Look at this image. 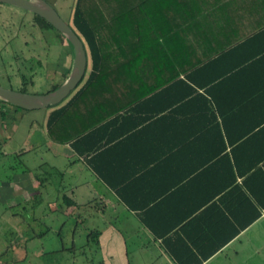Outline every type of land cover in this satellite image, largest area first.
<instances>
[{
	"label": "crops",
	"instance_id": "crops-1",
	"mask_svg": "<svg viewBox=\"0 0 264 264\" xmlns=\"http://www.w3.org/2000/svg\"><path fill=\"white\" fill-rule=\"evenodd\" d=\"M136 8L125 25L137 21L142 37L157 35L149 26L167 27L172 75L186 85L172 81V107L163 111L169 100L138 97L146 88L139 83L120 85L131 99L89 100L88 155L45 130L42 166L22 161L28 151L16 146L22 168L0 179V220L14 234L0 242V264L28 257L32 244L17 246L22 222L26 247L40 241L37 261L83 251L87 264H264V166H249L264 160V0H148ZM52 40L63 49L62 78L72 52ZM186 86L193 92L183 94ZM2 127L0 139L14 136L16 124ZM221 151L233 166H202Z\"/></svg>",
	"mask_w": 264,
	"mask_h": 264
},
{
	"label": "trees",
	"instance_id": "trees-1",
	"mask_svg": "<svg viewBox=\"0 0 264 264\" xmlns=\"http://www.w3.org/2000/svg\"><path fill=\"white\" fill-rule=\"evenodd\" d=\"M148 0H75L72 7L70 28L82 42L86 55V68L79 87L60 104L50 106L44 130L49 139L55 143H70L71 147L80 154L88 155L89 120L88 101L91 99H131V92L120 89L122 84H144L145 89L138 91V97L148 99L159 96L162 100H169L162 105V111L172 105V81L186 85L185 81L175 80L172 75V66H177L172 57V43L167 37V27L149 29L157 34L155 37H142L145 28L138 25L137 21L125 25L127 14L137 15L138 5H143ZM128 9L129 11H124ZM39 29L54 30L59 40L70 44L45 20L34 15ZM142 35V36H141ZM174 63V64H173ZM58 86H53V91ZM183 94L193 92L190 86ZM18 91L27 92L24 88ZM128 93V94H126ZM122 94V96H121ZM184 96V95H183ZM167 98V99H165ZM6 103L0 101V107ZM172 107V106H170ZM104 116V115H103ZM5 114L0 110V123L3 124ZM216 129V126H215ZM231 161L233 155H230ZM229 162V155L221 152L210 154L202 166H220ZM264 166V160L259 159L249 166ZM258 213H255V217ZM253 218H251L252 220ZM250 221V220H249ZM243 227V226H241ZM168 252L172 255V248L164 236Z\"/></svg>",
	"mask_w": 264,
	"mask_h": 264
},
{
	"label": "rangeland",
	"instance_id": "rangeland-1",
	"mask_svg": "<svg viewBox=\"0 0 264 264\" xmlns=\"http://www.w3.org/2000/svg\"><path fill=\"white\" fill-rule=\"evenodd\" d=\"M58 13L63 21L71 25L72 7L75 0H45ZM37 21V20H36ZM34 21L33 14L10 6L0 4V85L6 88L18 90L24 88L28 93L44 94L51 90L53 86H59L64 77L61 78L58 72L61 70L64 61L63 49L60 44L52 40L57 33L50 29L42 31L39 29L37 22ZM48 34L50 37H48ZM81 83L77 85L79 87ZM76 87V88H77ZM74 90L70 93L72 95ZM69 95V96H70ZM5 114L3 125L16 124V132L12 138L5 136L0 139V179H5L12 175L13 171L21 169L22 163L18 158L13 156L14 150H27L29 155L22 157V161H28L30 166H42L41 157L46 159L44 151L45 137L44 122L51 111V108L24 111L12 105L6 104L0 107ZM3 128V127H2ZM7 129L0 130L1 133ZM6 135V134H5ZM3 135H1L2 137ZM0 137V138H1ZM17 146V147H16ZM24 159V160H23ZM59 163L58 160H53ZM50 163V162H47ZM12 167V168H11ZM34 171V170H33ZM37 172V171H36ZM4 205L0 206V213L3 212ZM17 217H24V212H17ZM2 214V213H1ZM8 216L7 212L6 215ZM10 217V216H9ZM20 222V219L18 220ZM23 220H21L22 222ZM8 222H13L8 218ZM7 223L0 220V242L10 244L13 232H9ZM21 238H25V223L19 227ZM29 237V236H28ZM21 240L17 246L29 249L26 251L28 257L23 264H37L36 256H31L37 251V239L33 238L32 242L26 247L25 240ZM53 238L50 236L49 246L51 247ZM42 242V241H41ZM22 243V244H21ZM69 252H50L48 257L41 260V264H87L79 259L83 251ZM85 253H88L85 251ZM10 264V263H9Z\"/></svg>",
	"mask_w": 264,
	"mask_h": 264
},
{
	"label": "water",
	"instance_id": "water-1",
	"mask_svg": "<svg viewBox=\"0 0 264 264\" xmlns=\"http://www.w3.org/2000/svg\"><path fill=\"white\" fill-rule=\"evenodd\" d=\"M0 4L13 6L42 18L64 37L73 51L70 71L55 90L44 94H32L0 85V101L24 111L46 109L60 104L77 87L84 76L86 55L82 42L45 0H0Z\"/></svg>",
	"mask_w": 264,
	"mask_h": 264
}]
</instances>
